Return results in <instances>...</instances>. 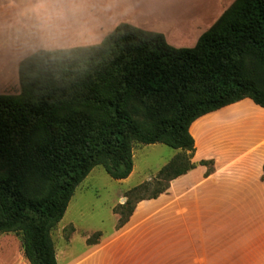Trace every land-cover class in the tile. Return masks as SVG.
<instances>
[{
  "label": "trees",
  "instance_id": "16d2710c",
  "mask_svg": "<svg viewBox=\"0 0 264 264\" xmlns=\"http://www.w3.org/2000/svg\"><path fill=\"white\" fill-rule=\"evenodd\" d=\"M19 76V95L0 94V234L57 264L52 229L95 166L125 179L136 142L185 152L159 170L157 197L195 167L196 119L246 97L264 107V0H235L193 47L121 22L97 44L37 50ZM140 200L114 208L119 226Z\"/></svg>",
  "mask_w": 264,
  "mask_h": 264
},
{
  "label": "crops",
  "instance_id": "0c3cea01",
  "mask_svg": "<svg viewBox=\"0 0 264 264\" xmlns=\"http://www.w3.org/2000/svg\"><path fill=\"white\" fill-rule=\"evenodd\" d=\"M94 1L96 0H22L17 1L11 10L17 12L20 21L32 22L35 27L32 31H35L38 41L53 38L56 32L63 34L60 38L67 39L69 36L70 40L87 39L88 35L100 37V33H109L119 23L127 22L157 32H163V27L169 26L164 33H167L165 37L170 44L171 41L178 43L189 38L193 47L199 37L233 3L232 0H185L192 4L191 9L187 4L180 8L187 9L188 13L175 16L178 10L174 8L173 18L158 19L159 23L150 26L147 21H135L132 14L140 12L144 15H162L169 11L170 0H98L96 8L92 5ZM114 15L119 20L113 24L108 23L109 16ZM107 24L110 29H105ZM173 25L184 27L188 32L178 35L179 37L171 36L170 40L169 32L178 30L172 29ZM37 45L40 47L42 44ZM226 117H231L233 124L230 129L235 140L238 139L243 146H240L238 152L223 159L209 149L210 141H207L205 127L211 120L221 121ZM190 132L195 140V151L191 159L195 167L186 173L195 174L192 182L176 186L175 182L186 176L184 173L172 179L168 188L157 197L139 201L124 228L73 262L66 260L68 261L70 254L67 246L74 242L75 231L68 238L64 231L74 225L69 223L65 227H59L63 216L51 232L57 264H61L60 260L64 261L63 264H110L111 260L108 258H118L119 254L122 258L113 264H216V261L212 262L208 258L206 251V248L209 249L206 238L214 229V224L226 225L232 218L238 217L245 219L244 223L263 227L264 107L246 97L199 117L191 124ZM252 135L254 140H248ZM234 172L236 176L245 179L233 190H227V186L220 181ZM124 200L126 199L122 203ZM143 209L144 214L139 216ZM178 210L179 213L176 212ZM180 213L197 225L189 231L180 227ZM137 216L139 217L136 218ZM164 221L166 222L162 224ZM5 234L13 235L10 237L11 242L18 251L15 264H32L26 255L23 239L15 232H4L0 234V238Z\"/></svg>",
  "mask_w": 264,
  "mask_h": 264
},
{
  "label": "rangeland",
  "instance_id": "374dc122",
  "mask_svg": "<svg viewBox=\"0 0 264 264\" xmlns=\"http://www.w3.org/2000/svg\"><path fill=\"white\" fill-rule=\"evenodd\" d=\"M17 1L22 2V0H0V94L19 95L21 93L20 63L37 50L69 48L73 45H93L99 43L107 34L100 33V37L88 35L87 39L70 40L69 36H67V39L64 37L60 38L63 34L56 32L53 34L55 37L38 41L35 31H32V28H35L32 22L24 23L22 19L20 21V18L16 15L17 12L11 10ZM234 1L232 0V2ZM169 3V11L162 15H144L136 12V14H132V18L135 21H147L151 26L159 23L158 19L173 18L174 8L178 10L175 16H179L188 13L186 12L187 9L182 10L180 8L181 5L187 4L190 6L189 9L192 6L185 0L183 2L181 0H170ZM92 5L96 8L99 5V1H94ZM169 13L171 14L169 15ZM117 20H119V17L115 15L109 16L108 23L113 24ZM168 27L164 26L163 28L165 29L161 33L167 34L164 32H167L166 29ZM106 28L110 29L108 24L105 26ZM173 28L178 30L169 32L170 40L171 36L177 37L184 34V32H188L184 27H177V25H173ZM102 34H104L103 37ZM37 44L42 45L39 47ZM171 44L176 47H191L192 42L187 38V40L178 43H172L171 41ZM230 118L226 117L225 120L221 121H215L217 119L211 120L208 122V126L206 125L205 127L207 141H210L209 149L221 155L223 159L238 152L241 148L240 146H243L238 139L235 140V135L230 129V125L233 124ZM233 140L235 141L231 144L230 142ZM248 140H254V136H250ZM133 150L134 168L128 178L115 179L102 166L98 165L92 169L77 187L63 219L59 222V227H65L69 223L75 226H73L75 230L66 231L67 227L64 231L66 238L75 231L73 234L74 242L67 246L70 254L66 262H73L82 258L104 239L114 236L119 230L124 228L125 224L119 226L120 214L115 212L114 208L119 207L118 205L122 204L123 199H126L123 203L128 199L132 203H136L140 198L142 200L148 199L150 195L161 189L166 184V179L158 176L159 170L168 164L175 155L185 153L162 143L141 144L136 142L133 144ZM189 173L177 180L175 182L176 186L192 182L195 174ZM244 179L245 177H238L234 172L233 175L220 182L222 185L227 186V190H233L236 186L241 185ZM141 184H146V186L136 192H129ZM144 211L145 209L141 210L139 216H142ZM176 212L179 213L180 210ZM180 215L181 217L178 219L180 227H185L189 231L193 226L197 225L186 215L182 213ZM244 220L234 217L229 224L222 225L220 223L213 225L214 229L211 230L206 238V245L209 248H206V251L208 258L212 262L216 261V264H264V226L250 225V223H244ZM165 222H162V224ZM97 232H101V236L89 242L88 239ZM10 237H13V235L6 236L5 234L0 238V264L16 263L18 251H16L17 247L13 245ZM17 241L19 242L18 239ZM56 246L58 249L57 244ZM152 246L153 244L150 247ZM121 258L122 255L119 254L118 258L110 256L108 260H111L110 264H113ZM63 262L60 260L61 264Z\"/></svg>",
  "mask_w": 264,
  "mask_h": 264
}]
</instances>
